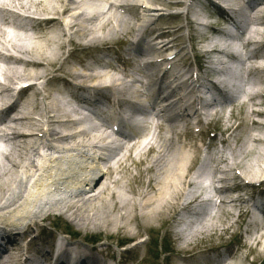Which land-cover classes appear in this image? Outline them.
<instances>
[{"label": "bare ground", "instance_id": "obj_1", "mask_svg": "<svg viewBox=\"0 0 264 264\" xmlns=\"http://www.w3.org/2000/svg\"><path fill=\"white\" fill-rule=\"evenodd\" d=\"M128 1L135 5L128 4ZM150 1L0 0L1 264H101L95 252L86 248L82 252L73 249L71 245L80 246L76 243L68 244L62 239H51L46 243L40 237L41 223L55 216L68 217L79 226H90L100 232L103 238L118 240L117 244H128L139 236H147V243L144 246L137 243L134 249L140 252L151 248L150 264H154L161 255H165L167 264H173L169 257L171 255L181 261L188 260V264H258L260 261L255 256L258 258L259 248L264 250V235L259 240L255 236L250 243L246 242L240 228L233 230L235 221L221 229L225 224L220 225V218H234L237 213L243 222L249 216L250 210L243 204L240 194L246 186H252L248 182L264 181V165L262 167L245 160L237 168H232L228 167L225 159L212 158L210 162L214 166L207 185L203 186L199 182L196 186L187 178V161L200 156L195 143H199L207 153L214 150L215 141H219L222 147H228V134L239 131L243 123L245 128L255 132L249 134V141L258 142L264 147V133L255 131L264 129V122L258 123L254 118H247V123L245 120H236L226 128L225 108L222 106L231 101L230 96L234 98L233 93L239 94L235 96L237 101L242 97L250 101L256 96L264 100V0H246L248 6L240 8L229 4L227 0H189L190 4L197 7L199 17L212 8L234 25L233 32L229 34L206 24L209 17L205 16L196 24L203 31L192 33L193 51L200 60L195 78L200 80V85L206 86V76L211 73L219 76L217 81L221 88L211 85L212 92L222 98L219 111L214 116L218 129H200L193 133L189 125L186 126V121L190 119L189 110L193 108L186 106L181 97H170L168 100L172 99L173 103L159 110L164 123L158 127L159 132L150 150L144 152L143 147L139 148V142L130 148L117 150L114 147L115 156L119 159L105 172H100V165L94 161L85 162L84 159L87 168L91 169H84L82 179L77 178V168L65 162V172L73 185L57 181L47 185V192H40V177L49 171L51 164H62L61 154L67 151L63 143L78 141L79 145H84L91 140L87 133L80 130L62 136L81 124L70 119L73 114H77L75 109L65 112L61 102L46 101L52 92H56L59 87L71 89L69 96L74 105L93 110L89 112L91 114H98L103 107L112 106L115 128L130 132V128L135 126L121 117L123 105L116 101V97L129 91L133 83L142 84L145 79L164 78L170 73L168 66L164 68L165 71L158 69L156 74L153 72L156 66L160 68L166 64L167 59L155 61L153 65L149 62L143 64L147 60L144 59L146 56L159 59L157 56L160 51L163 50L165 54L171 52L166 50V44L143 42L153 36L149 15H158L162 11L148 7L153 6ZM235 2L241 4L239 0ZM258 2L261 8L253 9L252 6ZM139 8L142 10L141 21L133 26L128 21L137 19L136 10ZM228 9L237 16L230 17L226 11ZM179 31L181 29L176 28V33ZM165 33L161 31L158 37L166 36ZM131 35L136 36L142 44L128 50L121 43L127 42ZM176 41L180 43V37ZM145 44L147 48L143 51L139 46ZM204 48L207 50L203 51ZM112 50L118 57L126 55L123 58L125 72H121L117 63L109 57H103L109 59L107 64L100 62V54L106 55ZM132 50L133 56H128ZM209 56L221 57L218 62L222 68L220 71L215 72L213 68L204 66ZM233 58L237 59L239 68L229 75L223 71V66L226 60L231 61ZM188 61L187 54H184L179 63H169L173 72L171 78L174 74L181 75L182 79L190 75ZM256 73L260 75L259 82L251 84L250 79ZM181 78L177 81L180 89L184 88V92L191 95L196 87L194 81L189 77L183 85ZM75 79L79 80L76 84L69 83V80ZM140 79L141 82L138 81ZM39 81L41 87L37 85ZM25 83H28L27 87L18 92L14 90L13 94L14 86ZM86 83L93 86L89 87ZM145 87L148 89V85ZM153 87L157 88L158 96L157 100L152 98L155 104L157 101L162 104L165 102L162 99L174 92L168 84L155 82ZM210 95L213 96L212 93ZM18 101H21V105H17ZM199 104L203 107L206 105L202 100ZM262 105L264 101L259 106ZM246 107L245 101L239 102V108ZM234 110L232 108L229 111L227 119L234 114ZM257 114L264 116V112ZM181 121L183 124L177 131L173 123ZM192 122L200 125L199 121ZM219 124L222 125L219 127ZM162 132H166L168 137L163 138ZM94 138L107 145L113 143L103 134ZM132 151L138 159L133 157ZM149 154L152 156L148 159ZM213 155L216 152L211 153L210 157ZM92 157L95 160L96 154ZM205 162L202 160L203 164ZM141 166L143 170L133 176L132 170ZM223 166L227 168L223 169ZM97 172H100L99 178L92 180ZM113 174H117L118 178H112ZM142 175H145L144 179L135 193L133 183L136 184V178ZM46 179H49L48 176ZM102 180L101 188L96 190ZM214 183L232 185V190L239 195L231 199L230 189L221 187L215 190ZM254 186L256 191L249 198L250 202L254 207L264 209V188L259 182ZM186 188L193 191L186 194ZM132 196H135V200ZM182 202L193 211L191 214L185 213L184 217L190 219L195 215V218L183 229L165 231L164 245L160 246L163 250L158 254L153 237L170 225L183 208ZM235 203H239L237 208ZM206 204L216 205L218 210L206 212ZM118 212L121 213L118 215ZM25 222L33 223L30 228L33 233L38 231L29 242L24 237L26 234L31 235L30 229L22 235L14 231V226L19 227ZM211 242L216 245L209 246ZM29 252L34 256L31 259L28 257Z\"/></svg>", "mask_w": 264, "mask_h": 264}, {"label": "rangeland", "instance_id": "obj_2", "mask_svg": "<svg viewBox=\"0 0 264 264\" xmlns=\"http://www.w3.org/2000/svg\"><path fill=\"white\" fill-rule=\"evenodd\" d=\"M185 0H160L157 2V4H155L154 8L157 9H161V13L158 15H152L150 16V18H148V21L150 20L149 24H150V29H153V33L152 35H155V40H153V43H157L158 45L163 41H159L157 35L162 31V32H166L165 35L162 38H164L163 43L167 44L168 41H173L172 43H170L166 48V50H168V48H170V46L172 48H174V51L177 52L178 56L182 58V56L187 53V56H190L191 58L189 59L188 63H191V65H195L196 63V58L193 56V51H192V46H193V40L191 39V34L193 32V30L197 29L199 31H203V29L199 28V27H189L188 23H187V17L186 15L183 16L181 15L180 18H177L176 13H180L183 10V7H181L182 3H184ZM130 4V3H128ZM208 12V11H207ZM209 13V12H208ZM169 14V15H168ZM137 24V22H135ZM215 25H219V24H215ZM176 28H181V32L179 31L178 33H176ZM167 32H172V33H167ZM199 33V32H196ZM173 34V35H172ZM172 35V36H171ZM132 37V36H131ZM181 37V42L178 43L176 40ZM131 40V39H130ZM121 45L123 46H127L130 45V43L128 44L126 41L121 43ZM117 49V47H115V50ZM171 49V48H170ZM114 50H112V53L110 51V57H112L113 61H117L120 59V56L118 57L117 54H114ZM123 58H126V55H122ZM158 57L163 58L164 57V51H160V54L158 55ZM178 59V58H177ZM121 60V59H120ZM159 66H156L153 70L154 74H156V72L158 71ZM259 77L260 75L258 73H256L250 80L252 81L253 84H258L259 82ZM261 97L260 96H256V97H252V99L250 100V102L253 104H251L252 110L249 112L248 108H238L239 111L237 112L238 109H235L233 111V115L229 116V119H227L228 114L225 113V121L224 122V126L226 128H228L230 125H232L236 120H245V122L247 123V118H254L258 121V123H263L264 122V116H260L257 114V112H264V105L259 106L263 103V101L261 102ZM47 101V100H46ZM230 101L228 102V104H224L222 106H224L223 108H225V110H229L231 109L233 106L229 104ZM253 112V113H252ZM194 118H196L197 120H199V116L196 114L193 116ZM37 118V117H36ZM242 122V121H241ZM222 124H219V127ZM216 129H218L217 127H214ZM264 128V127H262ZM249 130V131H248ZM251 129H247L245 128V124L243 123V126L240 128L239 131H237L236 133H232L230 132L228 134L229 138V146L227 147H221L219 146V144H216V148H217V152L219 151V153L215 156L216 158H221L225 159L227 161V163H236L239 164L240 162H245V160L247 161H251L252 164H257L259 166L264 165V147H262V145H260L258 142H252L249 141V134H253L255 132L250 131ZM257 132L260 133H264V129H260V130H255ZM200 145V144H199ZM196 148L200 147L198 146V143H195ZM213 147H215V143L213 145ZM254 151V153L252 152ZM255 151H259V153H255ZM260 151L262 153H260ZM211 153V152H210ZM151 154H149L148 159L151 158ZM234 160V161H233ZM196 160L194 162H191L190 167L193 166V164H195ZM241 168V167H239ZM143 170V166H141L140 168H137V170H132V175H137V171H142ZM145 175H142L141 178H136V181L134 184L133 183V187L135 188V193H136V189L139 186V183L142 182V180L144 179ZM101 182L100 181L98 183V185L96 186V190H98L99 188H101ZM132 199L135 200V196H132ZM207 208L209 210H207L208 212H212L215 211L214 208H212L211 204L210 206H207ZM64 220V221H63ZM222 218H220V223ZM70 225H68V224ZM167 221L164 222V224H166ZM65 226L66 229L70 230V232H74L77 233V238L78 241H89L88 238H98L99 241H101L99 246H94V248L96 249H103L104 255L107 258H110L111 256V262L110 264H149V260L150 258H148L149 254H142L141 253H137V250H131V251H124L125 248H119V245H116V239L113 240H107L105 238H103L100 234V232L98 233L96 229L90 228V226H79L76 225L74 222H71L70 219L68 217H50L49 219H47L46 221H44V223H41V230H48L51 232H55V230L53 228L55 227H62L63 225ZM171 225V223H170ZM170 225L167 226L165 229H163L162 231L159 232V234L154 238V242H156L157 245V252L159 254V251L161 253V251L163 249L160 248V246L164 245V241L165 239H163V235L165 233V231H167L170 228ZM63 226V227H64ZM63 230V228H61ZM103 230V229H102ZM61 231V230H60ZM104 231V230H103ZM102 232V231H101ZM105 232V231H104ZM108 233V232H105ZM62 236H68V233H66L64 230L61 231ZM46 241V240H45ZM218 242V240H216ZM215 241V242H216ZM215 242H211L209 244V246H215L216 243ZM108 243H113V246H110ZM105 248V250H104ZM150 250V249H149ZM174 252H172L173 254ZM263 253V250L258 252L259 256H257L258 258L255 259L260 260L258 261V264H264V257L260 256V254ZM253 255V253H252ZM254 256V255H253ZM171 259V262H173V264H188V260H184L181 261L179 258L177 257H173V255L169 256ZM147 259V260H146ZM250 261V260H249ZM167 258L165 257V255H161L159 256V259L157 261H154V264H167ZM191 262V261H190ZM153 264V263H151Z\"/></svg>", "mask_w": 264, "mask_h": 264}]
</instances>
